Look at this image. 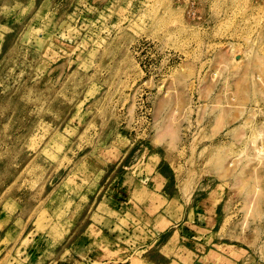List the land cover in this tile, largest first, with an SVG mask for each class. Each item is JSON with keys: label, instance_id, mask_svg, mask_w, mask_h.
I'll list each match as a JSON object with an SVG mask.
<instances>
[{"label": "rangeland", "instance_id": "rangeland-1", "mask_svg": "<svg viewBox=\"0 0 264 264\" xmlns=\"http://www.w3.org/2000/svg\"><path fill=\"white\" fill-rule=\"evenodd\" d=\"M0 264H264V0H0Z\"/></svg>", "mask_w": 264, "mask_h": 264}]
</instances>
